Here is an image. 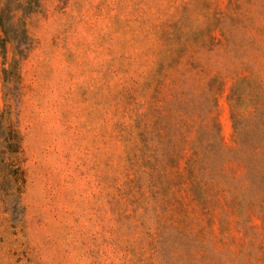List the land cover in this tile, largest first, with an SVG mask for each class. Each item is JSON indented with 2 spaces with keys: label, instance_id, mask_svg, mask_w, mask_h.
<instances>
[{
  "label": "rangeland",
  "instance_id": "rangeland-1",
  "mask_svg": "<svg viewBox=\"0 0 264 264\" xmlns=\"http://www.w3.org/2000/svg\"><path fill=\"white\" fill-rule=\"evenodd\" d=\"M24 21L31 48L13 104L26 170L24 227L11 229L0 211V264H161L149 258L139 221L119 216L126 207L116 191L139 150V109L149 101L142 89L162 78L158 63L177 53L178 41L196 39L188 50L195 60L165 70L160 97L212 89L221 138L236 147L231 88L250 79L264 104V0H43ZM11 54L8 46V62ZM1 68L0 59V109ZM258 121L246 128L260 134ZM260 144L256 167L246 163L236 181L254 202L264 200L250 191L256 169H264ZM239 149L245 160L247 150ZM212 212H194L211 225L191 245L203 256L176 257L175 247L167 264H249V249L260 259L264 216L257 207L245 209L246 226L230 208Z\"/></svg>",
  "mask_w": 264,
  "mask_h": 264
},
{
  "label": "trees",
  "instance_id": "trees-1",
  "mask_svg": "<svg viewBox=\"0 0 264 264\" xmlns=\"http://www.w3.org/2000/svg\"><path fill=\"white\" fill-rule=\"evenodd\" d=\"M42 1L0 0L3 81L0 211L7 215L9 227L15 231L24 227L26 170L23 138L13 104L20 81V63L31 48L24 20L39 11ZM178 44L175 55L158 63V75L162 74V78L152 79L149 91H146L149 84L142 89L144 94L148 93L149 101L144 103L146 110L139 109V150L131 155L132 169L128 171L124 185L116 188L118 201L126 207L119 216L139 221L148 238L149 258L161 264L170 261L168 257L175 247L176 257L181 255L180 252L189 258L203 256L199 252L192 254L191 245L211 225L206 223L204 226L199 217H194L196 211L202 215L205 209H211L212 213L221 216L230 208L245 226L249 224L244 217L245 209L257 207L264 216V200L257 196L258 200L254 202L236 189L239 169H247L246 163L251 164V161L252 168L256 167L255 157L260 154V142H264L263 129L260 134L258 130L255 134L246 128L251 121L264 119L259 87H254L250 79H243L231 88L228 96L230 118L237 137L236 147L226 146L217 120L215 91L196 87L189 91H174L168 102L167 98L163 101L160 97L169 76L165 70L177 69L184 59L195 60L188 50L197 44L196 39L190 43L178 41ZM8 46L12 49L9 62ZM187 95L189 98L185 99ZM254 126L261 129L264 121H258ZM239 147L247 150L245 160L238 156ZM256 177L250 191L262 196L264 169H256ZM144 220L150 223L145 225ZM251 240L249 237V242ZM246 255L251 264H264L263 252L258 260L250 249Z\"/></svg>",
  "mask_w": 264,
  "mask_h": 264
}]
</instances>
